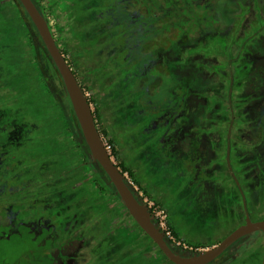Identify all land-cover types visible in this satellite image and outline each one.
<instances>
[{"label": "rangeland", "instance_id": "1", "mask_svg": "<svg viewBox=\"0 0 264 264\" xmlns=\"http://www.w3.org/2000/svg\"><path fill=\"white\" fill-rule=\"evenodd\" d=\"M77 1L79 3L75 0H41L40 5L46 9L49 22L60 34L64 46L73 52L69 59L75 60V68L81 72V83L88 87L86 94L96 100L92 104L93 110L99 109L102 125L109 133L104 139L117 141L122 161L135 171L143 188L164 205L169 220L171 218L183 237L193 244L200 243L205 250L244 223L246 213H251L255 220L263 219L264 144L255 154V146L251 147L252 154L248 153L247 144L238 145L240 149L236 148V142L230 146L227 139L229 112L220 101L208 110V105L212 104V89L206 93L199 85L214 81L218 66L224 68L234 63L235 79L246 78L240 87L244 88L246 105L237 113L246 128L235 134H244L245 142L251 144L261 137L259 130L250 126L256 120L262 125L263 120L259 117L264 115V103L261 102L264 56L261 61H256L260 56L256 41L262 45L260 41L263 42L264 37L259 33L264 25V0H209L208 6L197 13L202 22L193 21L196 13L193 0H175L177 5L170 0H115L119 5L116 12L121 10L117 15L122 13L118 21L127 23V31L120 26L108 29L99 21L93 5L89 10L90 0ZM106 1L98 0L99 4ZM11 4L17 10L6 0H0V104L6 88L12 84L19 97L24 89L29 91L32 86L34 90L29 96L39 94L34 86L33 72L26 65L33 60L30 52H25V39L30 36L35 44V57L54 98L61 102L62 93L66 92L72 106L63 78L37 28L18 1L13 0ZM76 10L81 11L79 17L75 16ZM8 17L11 20L7 21ZM236 17L238 19L234 21ZM92 49H95L94 59ZM76 51H79L78 56ZM218 54L224 55L221 58L225 59H220L222 63ZM23 62H26L25 66ZM222 73L223 82H227L228 70ZM254 73L259 78L256 88L251 87ZM215 89L220 93L228 86L218 85ZM203 96L207 99L206 104L201 101ZM13 100L8 105L4 103L5 107L0 106V125L9 122V132L16 135L0 152V160L6 167L12 161H19L11 171L23 177L19 166L23 159V134L28 136L25 150L31 160L28 158L27 181L11 183L9 192L0 199V205L12 206L39 197L52 201L62 191L63 205L68 209L63 222L71 220L68 226L65 224L67 230L73 231L74 226H81L105 213L80 234L78 241L80 244L82 240L83 245L68 252L72 264H86L89 256L82 248L92 245L98 237L93 250L96 257L91 264H172L148 239L125 205L112 194L110 177L89 153L83 138L80 137L81 150L91 162L93 172L88 170L89 164H84L75 148L67 150L57 169L54 152L58 147L52 143L49 133L54 127L47 129L45 123L46 135L38 140L36 132L31 131V121L24 123L21 115L13 114V110L19 112L31 106L37 115L31 100L28 103L23 99ZM22 123L24 126L16 127ZM169 130L172 132L168 133ZM172 133L177 137L171 138ZM196 136L198 140L193 141ZM242 146L244 153L250 156H243ZM33 148L35 152H32ZM72 156L77 157L74 161L77 167L69 171ZM38 160L46 166L45 170L37 169ZM32 161L37 163L31 164ZM4 172L7 177L9 169ZM62 172L64 175L57 183L53 180L37 188L31 187L40 178ZM74 178H80V181L96 178L112 195L104 198L99 193L98 198L94 187L89 191L83 188L74 191L71 186ZM10 191H15V195H9ZM74 192L77 193L74 200L66 203L67 197ZM42 222V218L32 215L29 220L32 231L38 233ZM9 233H14V228ZM11 239L13 237L8 236L7 243ZM236 255L235 251L230 252L215 264L228 260L231 264H264V243L244 257L237 258ZM5 263L4 256H0V264Z\"/></svg>", "mask_w": 264, "mask_h": 264}, {"label": "trees", "instance_id": "2", "mask_svg": "<svg viewBox=\"0 0 264 264\" xmlns=\"http://www.w3.org/2000/svg\"><path fill=\"white\" fill-rule=\"evenodd\" d=\"M6 1L10 5V7H14V10H17V8L13 4H11L13 3V0H6ZM16 1L19 2V0H16ZM34 1L49 22L48 13L46 9L40 5L41 0H34ZM75 1L76 3L77 2L79 3V1L77 0ZM170 1H171L170 3H176L175 0H170ZM193 1H195V6H196V9H195L196 13L195 15L193 14L194 16L192 17L193 21L198 20L202 22L203 20H201L200 18L201 15L197 16V13H200L199 11L202 10L204 6H208L209 0H193ZM193 1L190 0L188 2H193ZM90 2L92 4L89 10H91L93 7L94 9L97 10L98 18H99V21L100 20L102 21V25L106 26L108 29H113V27L115 26H120L121 28L124 29V31H127L126 30L127 23L125 24V22L118 21L122 13L117 15L118 12H120L121 10L116 12L119 9V5L115 3V0H107L104 4H101V2L99 4L98 0H95V1L90 0L89 3ZM83 4L85 3L83 2ZM102 9H104V12H102ZM76 12L77 13L75 14V16L79 17L81 11L78 12V10H76ZM237 19L238 18L236 17L234 21ZM9 20H11L10 17L7 18V21ZM49 24L53 31V34H54V37L56 39L58 46L61 48L62 52L66 56L68 62L70 63L71 67L73 68L75 74L77 75L81 83V80H80L81 72L77 68H75V65H76L75 60L73 58L69 59V55L71 54L72 56L74 55L73 52L68 47L64 46L65 42L62 41V39L60 38V34L53 30V25L50 22ZM180 29L182 32L183 29L182 28ZM263 30H264V25H263ZM36 31L38 32V30ZM121 35L122 34L120 33L118 35V38ZM122 40H126V39H122ZM34 48H35V44L32 41V38L30 36L27 37L25 39V52H30V56H33V60H31L27 64L26 62H23V65L25 66L26 64L27 66H29L33 72L32 73L34 76L33 82H34L36 91L39 93L38 96H34V95L29 96V93L34 90V87L32 86V88L29 91H26L23 88L24 93L22 94V97H19L14 92V85L12 84L6 88L7 92L4 94L2 98L3 103L0 104V106L2 105L1 107H5L4 103L8 105L11 100L12 102L14 101L13 98L15 99V101H18V99H23L26 103H28L27 101L30 99L32 102V105H34L35 110L37 111V115L33 112V108L31 106H27L29 107L28 109L26 108L20 109L19 112L17 110H13V114L21 115L22 116L21 119L23 120L24 123L28 120L31 121L32 123V126H30L31 131L34 130L36 132V135L38 136V140H40L42 137L46 135L44 134L46 133L45 132L46 129L44 126L45 123L47 125V129L49 127L50 128L54 127L53 130L49 133L51 135L52 143H55L56 147H58L57 149H55V152H54V158H55L54 160L58 162L56 168L58 169L61 167L60 161L61 159H64L63 157L67 155L68 153L67 150H70V148H75L76 150H78L79 158H82L84 164L88 165L91 162H89V159L85 156V154H83L81 150L80 137H82L83 140L85 141V144L87 146L89 153L91 151H90L89 146L86 143V140L84 138L79 121L73 112V107L69 104L67 94L66 92L62 93L61 102L57 101V99L54 98L52 91L49 87L47 78L42 73L41 67L37 62L38 60L35 57V54L33 51ZM47 52H49L48 49H47ZM74 53L77 56L79 55V51H76ZM91 53H92L91 56L94 59L95 49H92ZM178 54L180 55V52H178ZM217 56L219 60L225 59V58H221V57H224V55L219 56L218 54ZM224 70H228L229 72L228 79L231 80L233 76L234 77L236 76V71H235L236 68H235L234 63H230L227 67H224V68L221 66H218L217 68H215V80L210 82L209 84L200 83L199 85L200 89L206 92L207 90L212 89L213 87H217L222 80L221 76L223 75L222 72ZM238 71L239 70H237V72ZM81 84L84 87V90L88 88L85 84L83 83ZM89 98L92 104L96 102L95 98L94 99L91 97ZM201 98H202L201 101L204 104H206L207 102L206 97L203 96ZM35 105H37L38 107ZM4 109L7 110L8 108H4ZM210 109H212V104L208 105V110ZM94 113L96 115L98 127L103 137L106 138L109 135V133L105 129V127L102 125V117L100 115L99 109H95ZM3 114L4 112L1 115ZM262 120H263L261 122L262 125L259 123L258 125H261L264 131V115L262 116ZM32 121L35 122L36 124H33ZM24 123L16 125V127L18 128L19 126H24ZM167 132L170 133L172 132V130H169ZM15 136H16L15 134H12L9 132V122H7L6 124L0 125V152L5 150L6 144L11 142L12 138ZM22 137H24L25 141H23V143L21 144V150L23 149V159H22V163L19 166L22 169L21 174L23 177L16 175L14 171H11L13 167L19 164V161H12L9 167H6L5 163L0 160V199L2 198V196H4L5 193L9 192L11 183H18L20 180H22L21 182L27 181L25 177H27V174L29 171L26 169L30 167L29 159L31 160V158L29 157L27 153L28 151L25 150L26 143H28L27 141L28 136H25V134H23ZM176 137L177 136L175 133L171 134V138H176ZM195 140H198V136H196L193 139V141ZM109 143L112 147V155L114 156L116 162L118 163V165L120 166L124 174L125 175L127 174L129 177L133 178L136 181V183H138L141 187H143V182L137 178L135 171L131 167H129L124 161H122V156L118 148L117 141L114 139H111L109 140ZM196 143L197 142H195L194 144L196 145V147H198L199 144H196ZM35 151L36 150L33 148L32 152H35ZM76 159L77 157H73V156L70 158V160H73V163L71 162L69 163V171L76 169L77 165L75 163L77 162H74ZM35 162L37 163V161H32L31 164H34ZM45 167L46 166L41 163V160H38L37 169L39 171H42V170H45ZM7 169H9V174L6 177L4 171ZM88 170L93 172V168L91 167L90 164L88 165ZM63 175L64 173L62 172L60 174L56 173L49 178H40L39 182L36 185L31 186V187L37 188L41 184L52 182L53 180H54V183H57L59 182V180L57 179H61ZM127 175H126V180L128 183ZM4 185H7V187H4ZM71 186L75 188L74 191L79 190L80 188H83L84 190L89 191L90 187H94L98 193L97 195L98 198L100 197L99 193L104 195V198L105 196H108V195L111 196L113 194L117 196V198L123 203L114 185H113V193L109 194L110 191L108 190V188L105 186H102L99 180H97L96 178H94L93 180H89V181L87 180L80 181V178L79 179L74 178ZM23 189H24L23 191H27V188H23ZM145 191L152 199H155L159 205H161L162 207L164 206L159 200H157L153 196V194L148 189H145ZM15 193H16L15 191H10L9 195H15ZM76 195H77L76 192H74L73 194L70 193L69 197H67L66 199V203H67V200L69 202L70 201L72 202ZM63 196H64L63 192L59 191L58 195H55L54 198H52V201H49L48 199H42V197H39L38 200H33V201L28 200V202H25V203L17 202L13 204L12 206H6L4 204L0 205V256H4L5 260L7 261V263L5 264H72L70 261V256L68 255V252L69 253L72 252L78 245L79 246L83 245V242H81L82 240L80 241V244L78 241L80 234L83 233L84 231H87L91 226H93L94 223L99 219V216H104L105 213L96 215L89 222H86L85 224L81 226H74L73 231L67 230L66 225L68 226L71 223V220L68 219L69 221L63 222L64 218L67 216V213H68V209L66 208L65 205H63L64 203ZM51 212H54V213L52 214ZM32 215H37L43 220L38 233H35L34 231H32V228L29 224V220ZM12 220L15 221V224L12 222ZM170 225L174 233L179 238L192 244V242L186 240L183 237V235L178 231V229L173 225L171 218H170ZM12 228H14V233H9ZM8 236H10L11 238L13 237V239H11L9 243H7ZM262 239H263L262 234H260L259 232H256L252 235H248L242 238L240 240V243L236 242V244L238 243L239 250H240V257L237 256V258H241V256L244 257L252 253L253 251H255L259 247ZM92 242H93L92 245H90L89 247L82 248V250L88 253L89 259L91 260L89 261L88 259L86 264H91L95 260V254L93 250L95 249L98 241L94 239V241ZM199 245L200 243L196 244V246H199ZM223 264H231V261L228 260Z\"/></svg>", "mask_w": 264, "mask_h": 264}, {"label": "water", "instance_id": "3", "mask_svg": "<svg viewBox=\"0 0 264 264\" xmlns=\"http://www.w3.org/2000/svg\"><path fill=\"white\" fill-rule=\"evenodd\" d=\"M20 2L37 28L63 78L74 112L94 160L99 162L110 177L131 216L168 259L175 264H209L240 238L256 231L262 230L264 232V220L254 221L248 216L245 224L240 225L212 248L191 256L174 251L168 244L164 233L155 224L154 217L148 208L138 199L133 189L127 183L124 172L108 151L104 137L97 124L92 102L66 56L58 46L47 18L43 15L34 0H20Z\"/></svg>", "mask_w": 264, "mask_h": 264}, {"label": "flooded vegetation", "instance_id": "4", "mask_svg": "<svg viewBox=\"0 0 264 264\" xmlns=\"http://www.w3.org/2000/svg\"><path fill=\"white\" fill-rule=\"evenodd\" d=\"M19 3L21 4V2H20V0H19ZM22 5V4H21ZM23 6V5H22ZM259 33H263L264 34V30H263V26H261V28H260V30H259ZM255 38H258L256 35H255ZM260 43H262V45H259L258 44V40L256 41V44H257V48H256V51H258V53H260V56L256 59V61H261V59H262V57L264 56V37H263V42L262 41H260ZM260 50H262V51H260ZM261 68V67H260ZM264 70V66L262 67V71ZM253 76V78L251 79L252 80V85H251V87H253V88H256V85H257V82H258V80H259V78L258 77H256V74L254 73V75H252ZM224 80H221V82H220V84L219 85H223V86H228V89L226 90V91H223V92H218L215 88L216 87H213L212 88V90L210 91V94L212 95V109L213 108H215L216 107V104H217V102L218 101H220L221 103H222V105L224 106V108H225V110L227 111V112H229V120H228V128H227V139H228V144L231 146L232 145V147H233V143L234 142H236V143H238L237 145H236V148H239L238 147V145H246L247 147H248V149L250 148V151L247 149V151H248V153L249 154H252L251 153V149L253 148V146H255L254 147V154L256 153V150L258 151V148L259 147H261V145H263L264 144V131H263V127L261 126V125H258V120H256L255 122H253V123H251V126L250 127H252V128H255V129H257V130H259V132H260V134H261V137L260 138H258V140H256V142H254V143H246L245 141H247V140H245V138H244V134H241L240 136L239 135H237V134H235V131H237V130H243V129H245L246 128V126H245V123L243 122V120L242 119H240V118H238L237 117V113H238V111H239V109L241 108V107H244L245 105H246V101L245 102H243V100H244V88H240L241 86H243V83H244V81H246V78H238V79H235V77L233 76L232 78H231V80L230 79H227L226 81L227 82H223ZM235 82H237L238 84L236 85L235 84ZM262 82H263V84H264V73H262ZM235 86H237V87H235ZM263 87V90H262V93H261V95H263V98H261V102L262 103H264V86H262ZM261 87V88H262ZM258 110H260V109H258ZM224 111V110H223ZM220 113V112H219ZM259 118H261L262 119V116H260ZM261 130V131H260ZM244 140V141H243ZM259 145V146H258ZM252 147V148H251ZM240 149V148H239ZM245 148H243V146L241 147V150L243 151V156L245 155V156H250V155H247L246 153H244V150ZM258 153H260V152H258ZM263 153H264V151H263ZM262 156H263V154H262ZM262 161L264 162V159H263V157H262ZM237 211H238V209H237ZM240 211H242V210H240ZM250 217L252 220H254V221H259V220H264V218L263 219H259V220H255V219H253V216H252V214L251 213H246V217H245V220H244V223H242V224H245L246 223V219H247V217ZM136 222V221H135ZM137 223V222H136ZM241 224V225H242ZM256 232H259L260 234H262V241H261V243H260V245H259V247L264 243V232L262 231V230H260V231H256ZM256 232H254V233H256ZM254 233H251V234H249V235H252V234H254ZM147 235V234H146ZM148 236V235H147ZM248 236V235H247ZM245 237V236H244ZM244 237H242V238H244ZM242 238H240L239 240H237L236 242H238V243H240V240L242 239ZM97 239H100V237H98ZM96 239V241H98ZM148 239L150 240V241H152V243L154 244V245H156V247L159 249V251L161 250L158 246H157V244L148 236ZM167 240V239H166ZM168 242V241H167ZM221 242V241H220ZM236 242L235 243H233L228 249H226L225 251H224V253H222V255H220L217 259H215L214 261H212L211 263H209V264H215V262H217L219 259H221L223 256H226V255H228V254H230V252H236V256H239L240 257V250H239V246H238V243L236 244ZM168 244L170 245V247L174 250V251H176L177 253H182L183 255H186V256H191V255H194V254H198V253H200V252H203V251H205V250H207V249H205V250H203L204 248H202L201 246H196V244H194L196 247H198V248H200L201 250H199V251H194V252H189V251H184V250H180V249H177V248H175L173 245H171L169 242H168ZM193 244V243H192ZM218 244V243H217ZM216 244V245H217ZM162 254H163V256L170 262V263H172V264H175L174 262H172L170 259H168L167 258V256L162 252V250L160 251ZM95 254V257H96V253H94ZM220 264H223V263H220Z\"/></svg>", "mask_w": 264, "mask_h": 264}, {"label": "built area", "instance_id": "5", "mask_svg": "<svg viewBox=\"0 0 264 264\" xmlns=\"http://www.w3.org/2000/svg\"><path fill=\"white\" fill-rule=\"evenodd\" d=\"M104 141H105V144H106L108 151L112 155V147H111L109 141H107V139H104ZM112 157L114 158L113 155H112ZM127 179H128V183L133 188V191L135 192L136 196L145 205V207L148 208V210L150 211V213L154 217L155 224L160 229V231H162L164 233L165 238L167 239V241L171 245H173L177 249L189 251V252L201 250L200 248L196 247L194 244H191V243L179 238L174 233V231L170 225L169 214H168L167 210L164 207H162L161 205H159L157 203V201L152 199L146 193V191L143 187H141L138 183H136L135 180L134 181L132 180L133 178H131L127 175Z\"/></svg>", "mask_w": 264, "mask_h": 264}, {"label": "crops", "instance_id": "6", "mask_svg": "<svg viewBox=\"0 0 264 264\" xmlns=\"http://www.w3.org/2000/svg\"><path fill=\"white\" fill-rule=\"evenodd\" d=\"M176 124V123H175Z\"/></svg>", "mask_w": 264, "mask_h": 264}]
</instances>
